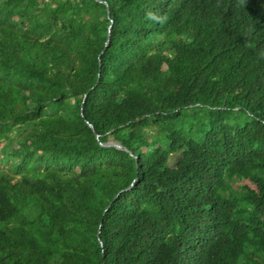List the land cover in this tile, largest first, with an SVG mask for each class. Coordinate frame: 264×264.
I'll use <instances>...</instances> for the list:
<instances>
[{
    "label": "trees",
    "instance_id": "16d2710c",
    "mask_svg": "<svg viewBox=\"0 0 264 264\" xmlns=\"http://www.w3.org/2000/svg\"><path fill=\"white\" fill-rule=\"evenodd\" d=\"M262 50L264 0H0V264H264Z\"/></svg>",
    "mask_w": 264,
    "mask_h": 264
},
{
    "label": "clouds",
    "instance_id": "9594fccd",
    "mask_svg": "<svg viewBox=\"0 0 264 264\" xmlns=\"http://www.w3.org/2000/svg\"><path fill=\"white\" fill-rule=\"evenodd\" d=\"M240 4L244 3V0H239ZM219 3L217 4V7H219ZM255 32V28L254 26H248L245 31H244V37H245V46L246 47H252V43L251 40L249 39L250 37H252L253 33ZM260 58L264 59V50H262L260 52Z\"/></svg>",
    "mask_w": 264,
    "mask_h": 264
},
{
    "label": "water",
    "instance_id": "95a60500",
    "mask_svg": "<svg viewBox=\"0 0 264 264\" xmlns=\"http://www.w3.org/2000/svg\"><path fill=\"white\" fill-rule=\"evenodd\" d=\"M113 22V21H112ZM112 27V25L110 26V28ZM92 127V126H91ZM99 137V136H98ZM103 146H114V147H116V148H119V149H121V150H126V148H124L121 144H119V143H114V142H112V143H105V144H103V143H101ZM101 245H103V242L101 241Z\"/></svg>",
    "mask_w": 264,
    "mask_h": 264
},
{
    "label": "rangeland",
    "instance_id": "374dc122",
    "mask_svg": "<svg viewBox=\"0 0 264 264\" xmlns=\"http://www.w3.org/2000/svg\"><path fill=\"white\" fill-rule=\"evenodd\" d=\"M3 150V148H2V146L0 147V151H2ZM4 157V156H3ZM176 160V155H174V156H172V159H171V161L172 162H174ZM0 162H2V166L3 165H7V162L5 161V159L4 158H2V160L0 161ZM4 163V164H3Z\"/></svg>",
    "mask_w": 264,
    "mask_h": 264
}]
</instances>
